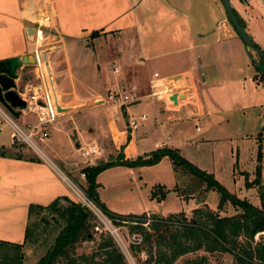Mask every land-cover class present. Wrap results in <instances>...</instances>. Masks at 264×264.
I'll return each mask as SVG.
<instances>
[{"label":"crops","instance_id":"obj_1","mask_svg":"<svg viewBox=\"0 0 264 264\" xmlns=\"http://www.w3.org/2000/svg\"><path fill=\"white\" fill-rule=\"evenodd\" d=\"M51 1L56 24L54 32L59 44L49 51L38 52L37 57L47 63L58 113L52 123L44 127L46 138L42 143L51 159L61 165L65 175L76 177L84 167L113 160L118 154L123 160H134L165 147L176 150L180 156L185 155L192 135L185 127L186 122H181L183 119L193 122L196 134L202 130L195 131L198 125L195 119L204 120L206 130L219 121L217 125H228L227 116L234 111L212 109V105L201 100L199 94L201 84L206 87L215 85L213 77L207 76L203 61L216 62L212 66L221 85L231 80L229 77H234L233 74L240 75L241 68L249 67L246 57L242 59L240 40L232 33V27L225 25L226 17L218 0ZM228 1L246 32L251 23L241 3L245 0ZM37 2L39 0H0V61L23 56L35 59L29 20ZM92 32L96 36L90 38ZM40 40L39 36L37 45ZM200 53L205 59H200ZM250 53L259 61L253 52ZM233 64L236 66H230ZM113 66L118 68V73H112ZM26 70L33 72V64L20 65L15 71L13 91L18 97L35 93L42 87L38 86V81L35 85L30 81L21 84ZM154 73L158 79L187 75L192 88L191 98L184 100L179 93L178 99L175 95L173 105L168 104L169 98L164 105L161 99L150 97ZM248 77L258 83V73L249 71ZM108 80L134 85L139 101L122 108L105 105ZM88 109L93 112L79 117ZM14 111L18 112L17 120L35 124L33 111ZM237 112H241L240 108ZM140 114L145 115V120L129 133L126 128L128 118ZM81 120L85 123L79 124ZM260 134H256L259 139ZM206 137L200 140L206 141ZM3 139L0 138V241L21 244L28 224V206L43 207L55 199L69 200L70 193L58 176L59 170L48 157L51 165L34 161L32 156L17 152L10 144L9 135ZM83 145L98 146L100 156L84 162L76 153V149ZM169 166L172 173L170 161ZM119 168H109L96 176L98 200L111 213L138 216L118 212L113 204L114 210L103 197L101 176ZM110 177L107 176L109 180ZM62 202L65 201L59 200ZM145 213L155 214L150 211L142 214Z\"/></svg>","mask_w":264,"mask_h":264},{"label":"rangeland","instance_id":"obj_2","mask_svg":"<svg viewBox=\"0 0 264 264\" xmlns=\"http://www.w3.org/2000/svg\"><path fill=\"white\" fill-rule=\"evenodd\" d=\"M241 3L251 23V27L246 29V33L253 43L264 52V0H245ZM225 25L231 27L226 18ZM235 37L237 36L235 35ZM255 37L258 38L255 39ZM55 46L57 45L50 44L49 40L46 39L41 43V49L44 51H49L51 47ZM202 54L200 55V59L203 60L205 58ZM241 55L244 60L246 55L243 48ZM246 60L248 61L247 57ZM203 63L207 76L209 77L211 75L213 77L212 82L215 85L206 87V84L204 86L201 84V89L199 90L201 100L210 103L212 109L232 110L234 113L227 116L229 119L227 126L225 123L217 125L220 123L219 121L215 122V126H211L207 130L204 126V120L195 119L194 121L197 122L198 128L202 130L199 134L194 132L193 122H189L187 119L181 120V122H186L185 127L192 135L189 147L185 149V155H182V157L197 169L211 174L214 180L229 194L239 200H245L252 206L259 207V195L264 190V75L260 77L258 74V83L251 80L248 77V73L249 71L251 73L256 72V70L248 61L250 70H248L249 67L241 68L240 75L233 74L234 77H229L231 80L221 85L216 77L218 76L217 71L212 66L216 62L213 61L210 64L209 61L206 62L205 60ZM260 64L264 71V62H260ZM24 73L21 84L25 83V81L32 82V85L37 83L34 80L33 72H27L26 70ZM242 77H246V79L243 80ZM20 88L19 91L21 92ZM239 108L241 112H237ZM24 110L28 111L30 108L26 107ZM90 112L93 111L91 109L85 110L80 113L79 117H85V114ZM221 117L223 116L221 115ZM28 118H33V116H29ZM18 122H20L19 119ZM83 123H85L84 120L79 122V124ZM9 132L10 130L8 128H4L0 133V138L6 140ZM257 132L258 134L261 133L260 139V136L256 135ZM205 136H207L206 141L200 140ZM42 142L37 140L35 141V145L50 159L54 167L65 175L61 165L48 155ZM196 142L201 143L196 145ZM19 144L18 142L13 144L17 152H23L22 154L24 156L30 155L35 158L34 161L41 162L29 148ZM257 165L260 168L259 186L246 187L245 183H250L254 179V172ZM119 167L121 168L110 170L111 172H106L100 178V182L104 186L102 192L104 199L108 204H112L110 207L113 209L115 208L113 207L114 204L118 212L139 215L145 211H150L155 213L152 214L153 216L156 215L162 218L168 217L171 214L183 213L187 220L191 218L192 211L196 208L203 207V204L220 217H229L240 212L229 203H225L222 210L217 211L218 194L214 190L205 192L203 186L199 187L198 191H195L192 197L188 196L184 198L178 195V191L184 193L188 188L187 185H193L191 184L193 180L187 174L182 175L183 173L180 174L179 172L175 173V175L174 173L172 174L169 161L165 157L157 165L155 164V166ZM108 175H111L110 180L107 178ZM65 176L76 186L77 190L82 192V188L85 186L84 178H80L79 175L73 178L67 175ZM139 178L141 181H139ZM109 182L111 184L108 186ZM113 184L117 185L115 186ZM155 186H160V190L163 192L161 199H158L160 196L158 188ZM64 187L70 193L69 200L78 204L76 195L67 186ZM154 189L157 193L155 194L156 198L151 199L150 194L151 191L155 193ZM60 205L65 206L66 203L62 202ZM40 217H44L45 224L39 221ZM56 218L55 214L51 211L42 212L32 218V221H35L37 224V228L31 241H27V243L21 246L20 264H34L45 253L57 233L55 226L60 228L61 225L60 221L55 222ZM93 222L94 226H96L97 220L93 219ZM94 226L92 228L94 241L82 243L77 248L76 254H87L94 247L97 242V235L99 234L95 232ZM113 226L118 228V233L122 238L125 250L123 249L121 253H123L126 264H152L153 251L151 257H149L145 247L141 246V244H132L133 235L142 237L139 232L133 231L129 224H113ZM262 241H264V232L255 234L251 242H249V245L252 247ZM237 243L245 244V240L238 237ZM8 252L13 257L19 255L10 248ZM17 260V258H13V264ZM201 260L202 264H234L233 257L228 253H207L203 250L185 254L179 257L173 264H187L188 261H194V264H199Z\"/></svg>","mask_w":264,"mask_h":264},{"label":"trees","instance_id":"obj_3","mask_svg":"<svg viewBox=\"0 0 264 264\" xmlns=\"http://www.w3.org/2000/svg\"><path fill=\"white\" fill-rule=\"evenodd\" d=\"M233 13L244 29L242 21L234 10ZM94 36H96L95 32L89 35L90 38ZM259 61L264 62L260 59ZM255 70L260 77H263L262 73L256 68ZM164 157L170 161L174 175L178 172L183 173L182 175L187 174L193 180V182L191 181L193 185H187V190L184 193L178 191V195L184 198L192 197L193 193L203 186L205 192L214 190L218 194L217 211L222 210L225 203H229L240 212L233 216L220 217L202 203L204 206L194 209L188 220L185 219L183 213H178L165 218L152 215L151 221L146 227L141 225L140 220L135 224H129L133 231L142 235L141 246L146 248L149 257L153 251L152 264H173L179 257L198 250L207 253H228L233 257L234 264H264V241L258 242L252 247L249 245L255 234L264 232V190L259 195V207L252 206L245 200H239L229 194L214 180L211 174L194 167L174 149L162 147L138 156L134 160H123V157L118 154L113 160L99 161L93 166L84 167L80 171L84 175L85 183L82 191L114 225H119L121 221L131 223L133 219H141L143 214L138 216L116 215L109 212L98 200L96 176L114 166L128 168L153 166ZM259 177L260 168L257 165L254 179L250 183L246 182L245 186H259ZM155 187L158 188L160 196L158 199H161L163 192L160 190V186ZM152 191L151 199L156 198L155 194H157L155 189V193ZM59 200L65 201L66 205H60ZM48 211L55 214L57 217L55 222L60 221L61 225L60 228L55 226L57 233L51 244L34 264H126L113 240L102 234L97 235V242L89 253L76 254L77 248L82 243L94 241L92 232L94 217L87 209L66 198L55 199L43 207L29 205L27 208L28 224L24 229L23 241L21 244L0 241V264H13V258L18 259L14 264H20L21 246L27 241H31L37 228V224L32 221V218ZM39 221L42 224L46 222L44 217H40ZM238 237L243 238L245 244H238ZM9 248L19 255L14 257L9 255ZM187 264H194V261H188ZM199 264H202V260L199 261Z\"/></svg>","mask_w":264,"mask_h":264},{"label":"built area","instance_id":"obj_4","mask_svg":"<svg viewBox=\"0 0 264 264\" xmlns=\"http://www.w3.org/2000/svg\"><path fill=\"white\" fill-rule=\"evenodd\" d=\"M33 10V9H32ZM32 19L29 20L32 29L31 43L33 46L34 59V78L38 81L37 92H32L30 95L20 94L19 98L22 99L26 106L22 109H17L23 111L26 107L30 108L35 115V124H29L26 122H18L17 117L12 116L5 108L0 104V133L4 128H8L10 144L20 143L19 145L26 146L29 148L36 156L43 162L51 165L50 161L47 159L45 154L39 149L35 144V141H43L46 138V132L44 127L55 119L58 113L52 94V87L50 85L48 77V66L42 58L37 57L38 52H44L41 49V43L44 39L49 40L50 44L58 45V35L55 34L56 24L55 15L53 12L52 1L51 0H39L37 2V7L34 11H31ZM41 37L38 45V37ZM49 44V43H48ZM113 74L118 73V68L113 66L111 68ZM153 79L150 82V94L149 96L154 99H161L164 105H166V100L172 95H176L178 99V94L182 93L184 100H189L191 98L192 88L187 82V75H177L172 78L158 79L157 74L152 75ZM109 88L105 90L104 94V104L111 105L116 108H122L132 105L139 101L140 97L137 92V88L134 85H123L118 82H111L108 80ZM167 91V92H166ZM160 101V100H159ZM145 120V115L140 114L136 117L131 116L128 118L126 123V128L129 133L135 131L139 124ZM199 128L195 126V131ZM78 156L86 163L92 159L100 156V150L96 146H81L76 149ZM58 170H56L57 172ZM59 178L66 184V186L73 192L78 198V204L87 209L97 220V225L94 226L95 232L99 234L109 236L115 245L118 247L120 252L125 250L122 238L118 233V228L113 226V222L107 218L101 210L93 204L82 192L76 189V186L67 179L60 171L57 172ZM80 178H84L83 173H79ZM77 191V192H75ZM152 214L145 213L141 219H133L131 223L121 221L120 224H135L136 221L140 220L142 226L145 227L149 221H151ZM141 237L138 235L132 236V244H141ZM123 255V253H122ZM124 257V256H123Z\"/></svg>","mask_w":264,"mask_h":264},{"label":"water","instance_id":"obj_5","mask_svg":"<svg viewBox=\"0 0 264 264\" xmlns=\"http://www.w3.org/2000/svg\"><path fill=\"white\" fill-rule=\"evenodd\" d=\"M223 8L226 20L232 27L234 33L242 44L243 51L248 61L264 75V71L259 61L254 59L250 52H253L260 60L264 61V52L258 48L253 41L248 37L245 30L240 26L236 17L234 16L233 9L228 0H218ZM30 30V29H29ZM34 60L29 56H23L20 59L13 58L0 61V104L14 117L18 116V112L14 111L22 109L26 103L20 99L13 91L14 79L16 78L15 71L20 65H31ZM175 103V96L173 95L168 99V104Z\"/></svg>","mask_w":264,"mask_h":264}]
</instances>
